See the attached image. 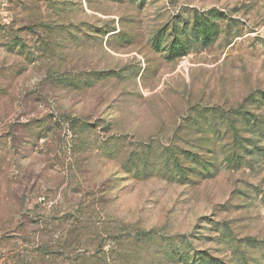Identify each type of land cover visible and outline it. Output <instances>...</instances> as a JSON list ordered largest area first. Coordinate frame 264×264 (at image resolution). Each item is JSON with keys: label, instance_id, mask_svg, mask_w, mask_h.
Listing matches in <instances>:
<instances>
[{"label": "rangeland", "instance_id": "obj_1", "mask_svg": "<svg viewBox=\"0 0 264 264\" xmlns=\"http://www.w3.org/2000/svg\"><path fill=\"white\" fill-rule=\"evenodd\" d=\"M263 93L264 0H0V264H264Z\"/></svg>", "mask_w": 264, "mask_h": 264}, {"label": "trees", "instance_id": "obj_2", "mask_svg": "<svg viewBox=\"0 0 264 264\" xmlns=\"http://www.w3.org/2000/svg\"><path fill=\"white\" fill-rule=\"evenodd\" d=\"M208 17L203 20H199V27L194 29L195 36L200 37V40H202L203 44L207 43L208 40L211 39V27H208ZM262 98L264 100V93L262 94Z\"/></svg>", "mask_w": 264, "mask_h": 264}]
</instances>
